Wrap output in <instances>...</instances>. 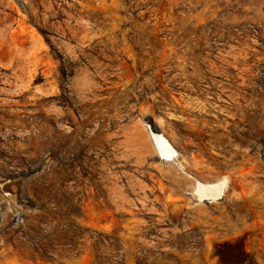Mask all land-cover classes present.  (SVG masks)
Here are the masks:
<instances>
[{
  "label": "rangeland",
  "instance_id": "374dc122",
  "mask_svg": "<svg viewBox=\"0 0 264 264\" xmlns=\"http://www.w3.org/2000/svg\"><path fill=\"white\" fill-rule=\"evenodd\" d=\"M218 248L264 264V0H0V264Z\"/></svg>",
  "mask_w": 264,
  "mask_h": 264
},
{
  "label": "bare ground",
  "instance_id": "6f19581e",
  "mask_svg": "<svg viewBox=\"0 0 264 264\" xmlns=\"http://www.w3.org/2000/svg\"><path fill=\"white\" fill-rule=\"evenodd\" d=\"M152 139L156 147L157 155L161 159L167 161L175 160L178 155V152L163 133L154 132L152 134ZM224 184V180H218L215 182H201L197 180L195 185V193L201 199L214 201L222 196Z\"/></svg>",
  "mask_w": 264,
  "mask_h": 264
},
{
  "label": "trees",
  "instance_id": "16d2710c",
  "mask_svg": "<svg viewBox=\"0 0 264 264\" xmlns=\"http://www.w3.org/2000/svg\"><path fill=\"white\" fill-rule=\"evenodd\" d=\"M45 209L47 208L44 207V210ZM216 254L219 257L220 262L223 264H241L244 260L240 252L239 254H235L233 252H229V251L226 252L225 250L218 248ZM243 254H244V251H243ZM115 256H116L115 254H111V257H110L111 261L116 262L114 258Z\"/></svg>",
  "mask_w": 264,
  "mask_h": 264
},
{
  "label": "water",
  "instance_id": "95a60500",
  "mask_svg": "<svg viewBox=\"0 0 264 264\" xmlns=\"http://www.w3.org/2000/svg\"><path fill=\"white\" fill-rule=\"evenodd\" d=\"M221 198V197H220ZM220 198H218V199H220Z\"/></svg>",
  "mask_w": 264,
  "mask_h": 264
}]
</instances>
